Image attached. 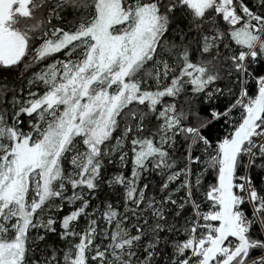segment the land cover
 I'll return each mask as SVG.
<instances>
[{
	"label": "snow or ice",
	"instance_id": "obj_1",
	"mask_svg": "<svg viewBox=\"0 0 264 264\" xmlns=\"http://www.w3.org/2000/svg\"><path fill=\"white\" fill-rule=\"evenodd\" d=\"M0 264H264V0H0Z\"/></svg>",
	"mask_w": 264,
	"mask_h": 264
},
{
	"label": "trees",
	"instance_id": "obj_2",
	"mask_svg": "<svg viewBox=\"0 0 264 264\" xmlns=\"http://www.w3.org/2000/svg\"><path fill=\"white\" fill-rule=\"evenodd\" d=\"M253 3H254V0H253Z\"/></svg>",
	"mask_w": 264,
	"mask_h": 264
}]
</instances>
